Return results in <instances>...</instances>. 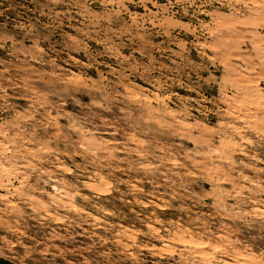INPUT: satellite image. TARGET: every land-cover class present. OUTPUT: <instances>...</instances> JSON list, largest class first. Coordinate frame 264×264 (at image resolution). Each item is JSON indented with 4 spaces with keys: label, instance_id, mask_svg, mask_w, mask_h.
Returning a JSON list of instances; mask_svg holds the SVG:
<instances>
[{
    "label": "rangeland",
    "instance_id": "374dc122",
    "mask_svg": "<svg viewBox=\"0 0 264 264\" xmlns=\"http://www.w3.org/2000/svg\"><path fill=\"white\" fill-rule=\"evenodd\" d=\"M0 264H264V0H0Z\"/></svg>",
    "mask_w": 264,
    "mask_h": 264
}]
</instances>
